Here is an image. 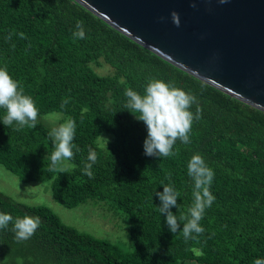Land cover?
Wrapping results in <instances>:
<instances>
[{
    "label": "trees",
    "instance_id": "1",
    "mask_svg": "<svg viewBox=\"0 0 264 264\" xmlns=\"http://www.w3.org/2000/svg\"><path fill=\"white\" fill-rule=\"evenodd\" d=\"M78 21L84 39L73 37ZM103 64L112 70L96 72L94 66ZM4 65L34 97L40 116L36 127L16 130L15 124H3L5 110L0 109V164L20 181H50L53 199L67 208L96 198L122 211L132 249L124 251L63 223L46 205L23 203L0 191V212L42 221L22 242L16 241L11 224L0 230V264L264 262V111L177 68L74 0H0ZM153 77L174 81L196 97L202 110L191 143L177 141L172 157L145 155L146 126L124 109L125 90L142 93ZM64 99L69 103L62 108ZM49 112L62 113L63 123L64 118L76 123L74 143L80 151L68 161L66 173L52 170L47 158L53 151L52 128L41 116ZM90 150L97 156L92 178L84 174ZM196 153L215 172V200L201 221L203 234L186 241L182 232L170 231L155 193L173 184L181 196L171 211L186 216L193 201L187 164Z\"/></svg>",
    "mask_w": 264,
    "mask_h": 264
},
{
    "label": "water",
    "instance_id": "2",
    "mask_svg": "<svg viewBox=\"0 0 264 264\" xmlns=\"http://www.w3.org/2000/svg\"><path fill=\"white\" fill-rule=\"evenodd\" d=\"M74 1L177 68L264 111V0Z\"/></svg>",
    "mask_w": 264,
    "mask_h": 264
},
{
    "label": "clouds",
    "instance_id": "3",
    "mask_svg": "<svg viewBox=\"0 0 264 264\" xmlns=\"http://www.w3.org/2000/svg\"><path fill=\"white\" fill-rule=\"evenodd\" d=\"M173 21L178 26V13L172 12ZM26 38L24 33L19 34ZM85 29L82 21L76 24L73 37L85 38ZM11 40V34L6 38ZM126 103L124 109L129 110L138 121H142L147 129V137L144 141V151L147 156L159 158L172 157L177 141L183 144L191 143L192 126L201 118V108L198 106L196 97L190 92L177 87L174 81H165L160 78H150L144 91L138 92L131 88L125 90ZM69 103L68 99L62 101L61 107ZM193 104H197L195 112ZM0 109L5 110L2 118L3 124L11 127L17 125L16 130L24 127L34 128L40 116L39 108L33 96L26 94L21 82L13 77L7 65L0 66ZM53 142V151L47 156L52 170L66 173V161L74 159L80 151L74 143L76 137V123L69 119L48 133ZM97 156L90 150L88 163L85 164L84 174L92 178V166L96 163ZM187 174L192 179L193 201L188 208V214L175 215L171 209L178 208L177 200L181 196L171 183L163 185V192H156L160 206L157 210L166 215V223L172 233L182 232L184 239L195 240L205 231L201 226L207 208H210L215 200L211 193V185L215 172L205 162L201 154H194L187 164ZM181 221H183L181 229ZM42 221L39 216L25 214L16 217L10 213L0 212V230L7 229L12 225L17 242L30 239L40 227ZM254 264H264L260 259Z\"/></svg>",
    "mask_w": 264,
    "mask_h": 264
},
{
    "label": "rangeland",
    "instance_id": "4",
    "mask_svg": "<svg viewBox=\"0 0 264 264\" xmlns=\"http://www.w3.org/2000/svg\"><path fill=\"white\" fill-rule=\"evenodd\" d=\"M94 69L99 74H106L110 72V69L112 70L107 64L99 67L94 66ZM61 116L64 117L60 112H49L41 117L44 123L54 128L63 123L60 118ZM65 121H67L66 118H64ZM102 136L109 137L110 135L103 133ZM65 164L69 167L68 161ZM0 191L23 203L46 205L60 217L63 223L112 242L124 251L132 249V244L128 236L129 225L126 215L122 211L107 204L106 201L90 198L78 206L67 208L53 199L50 181H20L15 174L1 164ZM181 264L200 263L187 259Z\"/></svg>",
    "mask_w": 264,
    "mask_h": 264
}]
</instances>
